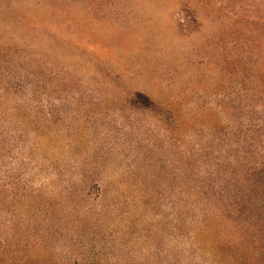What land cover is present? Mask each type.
Segmentation results:
<instances>
[{
    "label": "rangeland",
    "instance_id": "rangeland-1",
    "mask_svg": "<svg viewBox=\"0 0 264 264\" xmlns=\"http://www.w3.org/2000/svg\"><path fill=\"white\" fill-rule=\"evenodd\" d=\"M0 264H264V0H0Z\"/></svg>",
    "mask_w": 264,
    "mask_h": 264
}]
</instances>
